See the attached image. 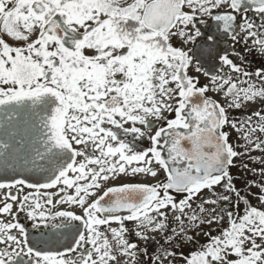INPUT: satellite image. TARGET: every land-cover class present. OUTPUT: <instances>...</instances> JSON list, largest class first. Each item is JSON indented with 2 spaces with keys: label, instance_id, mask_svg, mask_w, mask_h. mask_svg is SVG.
<instances>
[{
  "label": "snow or ice",
  "instance_id": "obj_1",
  "mask_svg": "<svg viewBox=\"0 0 264 264\" xmlns=\"http://www.w3.org/2000/svg\"><path fill=\"white\" fill-rule=\"evenodd\" d=\"M0 264H264V0H0Z\"/></svg>",
  "mask_w": 264,
  "mask_h": 264
},
{
  "label": "rangeland",
  "instance_id": "obj_2",
  "mask_svg": "<svg viewBox=\"0 0 264 264\" xmlns=\"http://www.w3.org/2000/svg\"><path fill=\"white\" fill-rule=\"evenodd\" d=\"M235 178L241 181V183H243L245 180L258 179V177H254L251 173H248L247 175L241 173L239 176H236Z\"/></svg>",
  "mask_w": 264,
  "mask_h": 264
},
{
  "label": "flooded vegetation",
  "instance_id": "obj_3",
  "mask_svg": "<svg viewBox=\"0 0 264 264\" xmlns=\"http://www.w3.org/2000/svg\"><path fill=\"white\" fill-rule=\"evenodd\" d=\"M21 220L23 221V216H21Z\"/></svg>",
  "mask_w": 264,
  "mask_h": 264
}]
</instances>
